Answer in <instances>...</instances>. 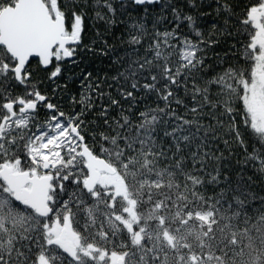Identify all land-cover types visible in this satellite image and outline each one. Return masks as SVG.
Masks as SVG:
<instances>
[{
    "label": "snow or ice",
    "instance_id": "6c2138e0",
    "mask_svg": "<svg viewBox=\"0 0 264 264\" xmlns=\"http://www.w3.org/2000/svg\"><path fill=\"white\" fill-rule=\"evenodd\" d=\"M207 8L211 12L204 0H0V145L7 143L14 153L9 158L0 147V169L7 164L15 176L23 177L26 188L34 181H54L49 192L57 197L45 194L47 211L26 205L15 183H6L0 171V264H62L48 243L56 237L50 222L67 210L72 191H66V185L82 183L87 188V181L74 174L52 175L50 162L39 165L41 151L35 141L40 137L46 161L50 138L72 159L77 146L91 150L90 143L97 140L116 145V137H121L127 144L133 127V142L150 139L155 127L141 139L143 129L130 120L133 112L140 120L150 116L148 123L154 126L166 116L171 126L166 123L161 134L170 141L167 151L174 148L178 161L187 151L194 168H210V183L232 186L231 179L212 166L225 159L217 154L218 141L228 149V157L233 145L243 154L237 159V191L253 182L246 169L264 175V117L255 103L264 92L259 78L264 72V0H212ZM206 16L211 17L210 28L200 23ZM89 19L102 22L104 32L97 30L100 55L107 57L115 75L97 78L82 70L81 92L68 97L72 111L66 112L62 94L75 76L69 65L79 67L89 52L96 55L83 41ZM114 25L121 32L118 45L105 39ZM152 96L155 106L137 108ZM234 96L246 107L242 115L231 106ZM205 119L207 124L202 123ZM240 125L254 142L241 133ZM18 135L24 147L16 155ZM87 192L95 195L91 188ZM235 203L245 207L239 198ZM21 211H31L33 218L16 231L9 221ZM125 256L129 264H146V257L134 250Z\"/></svg>",
    "mask_w": 264,
    "mask_h": 264
},
{
    "label": "trees",
    "instance_id": "16d2710c",
    "mask_svg": "<svg viewBox=\"0 0 264 264\" xmlns=\"http://www.w3.org/2000/svg\"><path fill=\"white\" fill-rule=\"evenodd\" d=\"M210 3L212 0H204L205 9L209 12L211 9L207 4ZM210 21L211 17L206 16L200 23L210 28ZM117 27L114 25L109 33H105L110 44L118 45L121 32ZM97 30L104 32L102 22L86 20L83 41L93 48L96 55L89 52L86 58L81 59L79 67L69 65L75 76L67 82V91L62 94L66 112L72 111L68 97L79 96L81 92L79 76L82 70L91 71L97 78L115 75L107 57L100 55ZM108 91L119 98L114 89ZM180 95L183 96V92ZM231 99L234 111L238 116L242 115L246 107L241 105L238 97ZM156 103L154 96L148 97L138 103L137 108L143 110L145 104L155 106ZM177 112L182 114L183 109L177 108ZM157 115L160 116L159 113ZM191 115L189 113V118ZM150 119L148 116L140 120L135 112L130 115L133 125L143 129L140 131L141 139L155 127V134L144 139L142 144L133 142L136 127L130 131L127 144L121 137H116V145L100 140L94 145L90 143L93 153L105 158L115 168L113 176L120 179L124 192L116 193L113 184L99 185L93 196L82 183L66 185V191L69 187L72 191L67 210H62L56 221L50 223L53 228L60 225L67 230L70 228L77 238L78 247L76 252H70L54 238L48 241L52 254L62 264H110L113 256L117 259L122 257L123 264H129L125 252L133 250L146 257V264H264V175L253 173L251 168L246 169V175L252 176L253 182H245L237 191L236 173L241 170L237 159L243 154L233 145L232 156L228 157V149L218 141L217 154L223 153L225 159L212 166L219 167L221 173L231 179L232 186L210 183L206 174L210 168L204 172L199 171V165L194 168L187 151L180 154L184 157L180 161L173 156L174 148L167 151L170 141L161 133L166 123L171 126V121H167L165 116L159 125L154 126L148 123ZM208 122L206 119L202 121ZM240 131L250 143L254 142L255 137L247 136L243 125H240ZM23 136L27 138L28 133L24 132ZM224 138L228 139L227 136ZM15 139V154L19 155L24 142L19 135ZM3 148L11 158L14 154L12 149L7 143ZM79 151L80 145L73 150L72 159H68V154L60 148L54 174L57 171L60 175L70 173L81 182L85 181L87 170ZM42 160L39 157V165ZM221 191L223 196L219 195ZM245 192L250 195H244ZM54 198L57 197L54 195ZM237 198L245 207H238L235 203ZM229 204L232 206L228 207ZM32 218L31 211H21L9 223L19 231ZM3 231L12 233L13 229L3 228Z\"/></svg>",
    "mask_w": 264,
    "mask_h": 264
},
{
    "label": "water",
    "instance_id": "95a60500",
    "mask_svg": "<svg viewBox=\"0 0 264 264\" xmlns=\"http://www.w3.org/2000/svg\"><path fill=\"white\" fill-rule=\"evenodd\" d=\"M80 155L85 160V167L87 170V176L85 180L87 181V188H91L93 192L100 185V180L103 173L109 175L116 174L115 168L105 158L95 155L92 150L85 149L83 145H81ZM46 162H50L51 166L54 168V164L50 160L46 161L44 159L41 165ZM0 171H2L6 183H15L17 186V195H19L21 199L25 201L26 205L35 204L38 208H40L41 211H47V207L45 205V194H50L49 189L52 181L49 182L47 179L34 181L30 188H26L22 186L23 177L15 176L9 170L7 164H5L3 168L0 169ZM87 188L85 187L86 190ZM65 230L66 228H64L62 232ZM123 261L124 259L122 257L117 259L118 264H123Z\"/></svg>",
    "mask_w": 264,
    "mask_h": 264
},
{
    "label": "rangeland",
    "instance_id": "374dc122",
    "mask_svg": "<svg viewBox=\"0 0 264 264\" xmlns=\"http://www.w3.org/2000/svg\"><path fill=\"white\" fill-rule=\"evenodd\" d=\"M259 78L264 80V72H260L259 73ZM255 103H256V107H257V110L258 112L260 113V115L262 117H264V92H260L258 94V96L256 97V100H255ZM37 145L36 147L40 148V151H41V158H43L44 154H45V150L43 148V143H44V138L43 137H40L38 138L37 140ZM57 144V140L56 139H51L50 138V142L48 143V148H47V155L49 156L50 158V161L55 163L59 157V149L60 147H57L56 146ZM80 152V151H79ZM120 179L116 176H113V175H109V174H105L102 178V180L100 181V185H103V186H107V185H110V184H113L116 186L115 188V192L119 193L120 192H124L122 186H120ZM64 226H56V227H52L55 232H56V237H55V240L57 241V238L59 239V244L60 246H62L64 249L66 250H69L70 252H76L77 251V238L75 237V235L73 234V232L71 231V229L67 231V233L65 234V236H61V232H62V229ZM76 242V243H75ZM116 260H117V256H113L111 261H110V264H117L116 263Z\"/></svg>",
    "mask_w": 264,
    "mask_h": 264
},
{
    "label": "flooded vegetation",
    "instance_id": "af4514ba",
    "mask_svg": "<svg viewBox=\"0 0 264 264\" xmlns=\"http://www.w3.org/2000/svg\"><path fill=\"white\" fill-rule=\"evenodd\" d=\"M0 147L3 148V145H0ZM80 152H81V145H80ZM81 157H82V156H81ZM43 160H44V159H43ZM43 160H42V161H43ZM84 161H85V160H84ZM53 164H54V163H53ZM53 169H54V168H53ZM40 175H43V172H42V171L40 172ZM52 175H55V174H54V171L52 172ZM104 175H105V173L102 174V176H101V180H102V178H103ZM101 180H100V181H101ZM52 184H54L53 181H52ZM29 188H30V187H29ZM62 231H63V229H62ZM67 231H68V230H67V228H66V230H65L64 232H61V236H65V234L67 233ZM75 237H76V236H75ZM57 241L59 242V239H58V238H57Z\"/></svg>",
    "mask_w": 264,
    "mask_h": 264
}]
</instances>
